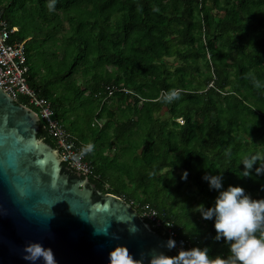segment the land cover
I'll list each match as a JSON object with an SVG mask.
<instances>
[{"label": "trees", "instance_id": "obj_1", "mask_svg": "<svg viewBox=\"0 0 264 264\" xmlns=\"http://www.w3.org/2000/svg\"><path fill=\"white\" fill-rule=\"evenodd\" d=\"M49 5L0 0V12L17 27L10 41L26 40L27 83L49 100L55 118L88 110L89 140L71 133L94 145L85 152L88 180L127 203L148 204L170 223L175 243L228 255L213 220L196 206L214 205L219 190L205 176L217 173L224 188L238 184L264 198V174L255 165L251 176L241 173L246 156L264 158V0ZM111 86L126 92L104 100ZM172 88L181 89L179 98L163 102L162 90ZM37 137L54 147L42 120Z\"/></svg>", "mask_w": 264, "mask_h": 264}, {"label": "water", "instance_id": "obj_2", "mask_svg": "<svg viewBox=\"0 0 264 264\" xmlns=\"http://www.w3.org/2000/svg\"><path fill=\"white\" fill-rule=\"evenodd\" d=\"M39 121L0 88V264H30L24 246L33 241L50 247L58 264H108L109 251L121 244L143 264L175 255L170 238L37 137Z\"/></svg>", "mask_w": 264, "mask_h": 264}, {"label": "clouds", "instance_id": "obj_3", "mask_svg": "<svg viewBox=\"0 0 264 264\" xmlns=\"http://www.w3.org/2000/svg\"><path fill=\"white\" fill-rule=\"evenodd\" d=\"M55 0H50V7ZM259 86V81H256ZM181 89L172 88L162 90L161 99L169 103L179 98ZM94 145L88 143L82 152L92 150ZM241 164L242 176H251L253 166L259 176L264 174V158L259 153L246 156ZM187 170H184L181 179L186 180ZM223 173L205 176L211 188L217 189L218 195L211 207L203 203L196 206L204 219L213 220L216 230V240L224 239L229 245V254L226 256L209 254L207 246H193L181 249L176 255L168 256L164 253L154 255L149 264H264V198H254L241 185H228L224 188ZM175 241L169 239L168 247H174ZM23 258L35 264L42 260L43 264H58L54 251L39 241H33L24 246ZM108 264H143L130 251L127 245H116L108 253Z\"/></svg>", "mask_w": 264, "mask_h": 264}, {"label": "built area", "instance_id": "obj_4", "mask_svg": "<svg viewBox=\"0 0 264 264\" xmlns=\"http://www.w3.org/2000/svg\"><path fill=\"white\" fill-rule=\"evenodd\" d=\"M15 31H17V27L9 26L6 20L1 17L0 12V88L11 96L16 103L18 99H22L23 104L21 105L33 110L39 120L44 122L48 136L54 141L57 155L68 166L85 177L91 175L92 165L89 160H86L85 152H82L85 146L77 143L75 137L55 118L49 100L39 96L34 89L29 87L27 83L28 66L24 48L26 40L21 42L10 41V36ZM209 86H211L210 83ZM120 90L126 92L124 89L114 86L107 88L104 100H108ZM178 122L181 123L182 119ZM129 204L155 231L173 240L175 233L171 229L170 223L159 216L153 208L148 204L141 206L133 202H129ZM188 248L191 247L187 243L180 245L175 243L173 247L176 253L181 249Z\"/></svg>", "mask_w": 264, "mask_h": 264}, {"label": "rangeland", "instance_id": "obj_5", "mask_svg": "<svg viewBox=\"0 0 264 264\" xmlns=\"http://www.w3.org/2000/svg\"><path fill=\"white\" fill-rule=\"evenodd\" d=\"M64 25L66 26V23L64 22ZM74 78H76L78 85L81 84V76L79 74L74 75ZM88 95V94H86ZM97 110V109H96ZM95 110V111H96ZM87 109L79 108L78 112L74 116L73 119L67 118L64 121L60 122L70 133L74 134L77 138H81L82 140H89V122L87 114ZM181 118L178 119V121ZM145 120L142 118V120L139 122L140 127H146ZM101 123V122H100ZM81 140V141H82ZM112 151V150H111ZM107 151L106 155H111L113 152Z\"/></svg>", "mask_w": 264, "mask_h": 264}]
</instances>
